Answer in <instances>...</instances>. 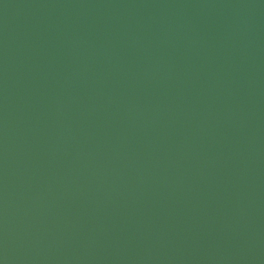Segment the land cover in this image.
Here are the masks:
<instances>
[{
    "label": "water",
    "instance_id": "obj_1",
    "mask_svg": "<svg viewBox=\"0 0 264 264\" xmlns=\"http://www.w3.org/2000/svg\"><path fill=\"white\" fill-rule=\"evenodd\" d=\"M0 264H264V0H0Z\"/></svg>",
    "mask_w": 264,
    "mask_h": 264
}]
</instances>
